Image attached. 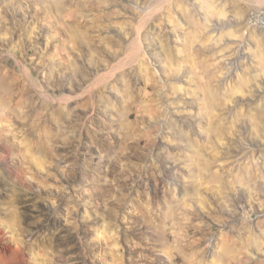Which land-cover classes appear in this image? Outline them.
<instances>
[{
	"label": "rangeland",
	"instance_id": "obj_1",
	"mask_svg": "<svg viewBox=\"0 0 264 264\" xmlns=\"http://www.w3.org/2000/svg\"><path fill=\"white\" fill-rule=\"evenodd\" d=\"M264 0H0V264H264Z\"/></svg>",
	"mask_w": 264,
	"mask_h": 264
},
{
	"label": "built area",
	"instance_id": "obj_2",
	"mask_svg": "<svg viewBox=\"0 0 264 264\" xmlns=\"http://www.w3.org/2000/svg\"><path fill=\"white\" fill-rule=\"evenodd\" d=\"M264 24V11L254 10L252 11V21L248 23L249 26Z\"/></svg>",
	"mask_w": 264,
	"mask_h": 264
},
{
	"label": "bare ground",
	"instance_id": "obj_3",
	"mask_svg": "<svg viewBox=\"0 0 264 264\" xmlns=\"http://www.w3.org/2000/svg\"><path fill=\"white\" fill-rule=\"evenodd\" d=\"M251 21H252V11L249 13V15L247 17V22L251 23ZM253 27H255V28H264V24L253 25Z\"/></svg>",
	"mask_w": 264,
	"mask_h": 264
}]
</instances>
